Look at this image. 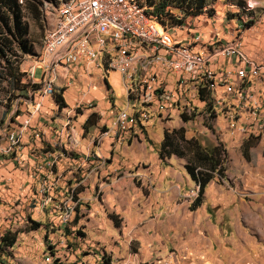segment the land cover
<instances>
[{
	"label": "rangeland",
	"instance_id": "1",
	"mask_svg": "<svg viewBox=\"0 0 264 264\" xmlns=\"http://www.w3.org/2000/svg\"><path fill=\"white\" fill-rule=\"evenodd\" d=\"M247 5L254 8L246 11ZM56 8L54 1L43 0L39 20L26 17L34 54L24 55L22 64L29 60L36 66L41 60L42 39L54 24ZM206 10L211 11V16L206 13L195 18L194 25L211 20L205 30L217 27L215 40L232 37L242 18L246 27L254 25L253 29L258 30L257 34L246 30L245 48L251 49L253 45H246V38L251 37L254 48L259 46L257 39L264 41V0H207ZM223 29L228 31L222 33ZM173 34L180 39L186 36L178 30ZM58 69L53 94L61 84ZM105 76L111 88L110 92L106 90L107 100H101L99 87L103 83L97 79L94 83L99 92L90 91V97L102 107L95 104L93 109L81 103L75 108L71 104L72 126H79L77 118L91 111L96 113L94 119L101 129L112 126L115 113L125 106L126 96L117 72L107 70ZM35 77L40 79L39 68ZM80 84L78 95L87 86ZM166 89L172 90L170 101L164 103L168 110L154 108L156 103L152 98L154 107L145 123L148 131L130 141L112 136L113 147L106 156L108 160L101 163V173H91L92 162L96 160L89 151L84 159L72 161V154L78 155L74 150L78 140L64 146L66 135L63 142H54L56 146L46 151V157H41L40 150L34 148L25 158L19 151L14 160L0 154L5 157L0 161V170L4 171L0 186L13 173L22 176L18 192L8 194L7 198L0 196V209L6 212L12 207L19 215L15 225L1 223L0 237L6 230L18 234L13 248L0 252V264H52L55 259L62 264H94L102 252L114 253L121 259L131 254L140 264H150L171 253L177 255L179 264H264V132L247 136L231 130L223 111L215 114L205 111L192 86L180 97L174 85L168 83ZM3 98L0 94V100ZM66 99L69 102L70 96L66 95ZM48 102L53 104L51 96L44 108ZM22 103L15 100L10 111L0 106V149L10 144L9 136L16 132L11 124L17 123V115H25L28 110ZM52 108L59 118L55 107ZM193 112L196 115L191 120H182L181 113ZM181 127L186 139L193 138L205 148L221 145L224 151L223 176L216 175L208 183L202 204L195 210L189 206L197 196L198 187L185 171L186 159L173 156L162 162L157 158L159 137L164 131ZM20 145L21 138L11 154ZM92 145H97V137ZM134 153L144 158L129 161V155ZM22 159L31 162L25 164ZM30 207L34 209L32 212ZM65 215L67 222L62 224L61 217ZM28 217L41 226L31 230ZM46 253L52 256L50 262L44 260Z\"/></svg>",
	"mask_w": 264,
	"mask_h": 264
},
{
	"label": "built area",
	"instance_id": "2",
	"mask_svg": "<svg viewBox=\"0 0 264 264\" xmlns=\"http://www.w3.org/2000/svg\"><path fill=\"white\" fill-rule=\"evenodd\" d=\"M158 19L140 0H60L54 24L42 39V58L30 69L31 76L35 67L40 69L37 92L53 95L59 67L95 65L117 72L123 81L126 102L113 118L114 137L124 140L130 128H144L153 100L154 108L167 111L164 103L172 97V90L166 91L168 83L179 97L190 86L197 97L199 91L209 92L213 114L223 111L231 130L247 136L264 132V67L242 51L245 20L240 18L241 26L230 42L203 43L189 30L184 39L176 40L173 33L179 28L163 26ZM231 58H235L233 71L223 72L224 61ZM257 77H262L260 90L251 84ZM9 141L1 155H11L20 134L12 132ZM61 221L66 223L67 216ZM99 254L94 264H121L109 252ZM150 264H179V260L171 253Z\"/></svg>",
	"mask_w": 264,
	"mask_h": 264
},
{
	"label": "crops",
	"instance_id": "3",
	"mask_svg": "<svg viewBox=\"0 0 264 264\" xmlns=\"http://www.w3.org/2000/svg\"><path fill=\"white\" fill-rule=\"evenodd\" d=\"M195 20H196L195 18L190 19V21L187 20L188 23H186V25L188 24L190 28L183 26L178 29L179 33H184L186 35L187 33L186 30H189L190 34L195 33L199 35L203 43H207L205 42L203 37H206L209 40L208 42L210 43L214 41L215 42L221 41L223 43H227L231 41L232 37L235 34V29H234L233 35L232 37L229 36V39L215 40L214 35L216 34L218 28L213 27L212 31L205 30L206 25L211 23V20L204 21V23H201L200 25L197 24V27H195L194 25ZM218 23L220 24V26L224 27L222 25V21H219ZM253 28H254V25L248 27V31L252 32L250 34H254L253 32L256 31L255 34H257L258 30L253 29ZM227 31L228 30L226 29L225 32ZM221 32L223 33L224 29ZM176 40H182V37L181 39L180 37H176ZM256 41H258L259 46H255L254 48L253 45L255 42L251 39V37H249V39L246 38V45L253 44L251 46L252 47L251 49H247V47L245 48V45L242 39V51L246 55H248V57L252 61L264 67V41H263V38H259ZM254 50L258 52L254 53L253 52ZM261 50H263L262 53H260ZM234 61H235V58L227 59L226 61H224V65L222 67L223 72L233 71ZM33 63H34L33 61H29V60L24 61L22 64V70L25 71L26 73L28 71L29 73L30 72L29 68L33 66ZM37 69L38 68L35 67L34 74L32 76L29 75L28 73H27V76L32 84H37L40 87L39 82L41 78L36 79L35 77V73ZM58 73H59L58 78H60L61 84L58 85L59 87H57V91L63 89L62 96H63L66 106L59 108V106L57 105L55 101V98H54L55 93H54L53 95H50L52 98L53 104H50L48 102L47 108H44V103H47V98L50 96H45V97L41 96L39 92H37L39 88L36 91L29 90L25 97H19L17 100L19 102H23L22 104H24L26 106V109L28 110L26 111L25 115L18 114L17 123H13L11 124V126L12 128H14L13 130H15L16 132L20 134L21 145L20 147L16 149L15 154H11L13 156L10 155L11 156L10 157L8 155L6 159L14 160V156H16V154H18L19 151L23 155V158L28 157L27 155H29V153L34 149H38V151L40 150L39 155L43 157L44 154L46 155V151L48 149H50L51 147L54 148V145L56 146V143L54 142H60V143L63 142L62 139L66 135L65 138H66L67 143H63L64 146L69 145V142L73 139L78 140L74 147L75 148L74 150L78 152V155L73 153L72 156L74 158L72 159V161H77L80 158L84 159V156L86 157L87 152L89 151L92 153V156L97 161L96 164H95L96 161L92 162L94 165L91 170V173L92 171H99L101 173L103 172V169H100L101 163H105L108 160L106 156L107 154L110 153V149L113 147V141H114L113 123L111 127H105L101 129L99 127L98 122L94 119V116H96V113L91 111L86 114L80 115L79 118H77V122L80 127L72 126L71 121L74 118V115L72 114V110L70 109V107H71V104L73 107L76 108L77 104L79 105L81 103H84V104L89 105L93 109L95 108L96 103L93 101L95 98L90 97L91 96L90 91L97 92L99 90L97 85L94 83L97 79L98 80L101 79V83H103V87L101 86L99 87L100 96L102 98L101 100L102 101L107 100L108 94L106 90L110 92L111 88L106 78H104L106 77L105 69L98 68L95 65L87 66L86 64H79V65H72V66H62L58 69ZM80 83H86L87 86H86V90H84L81 95H78L77 88L78 89L80 88L81 86ZM251 84L256 90H260L261 84H262V77H257L254 81L251 82ZM66 95L70 96L69 102L66 99ZM95 96H99V95L96 93ZM37 104L39 105L37 106ZM96 105H99L100 107H102L100 103ZM52 107H55L57 115H59V118H57L54 115L55 111ZM123 108H125V106ZM101 130L102 131L105 130V132L101 133ZM147 131H148V125H145L144 128H138V127L130 128L129 133L126 136V139L130 141L129 139H132V138L135 139V138L142 137L143 132H147ZM95 137H97V145L94 146L92 145V141ZM162 137L163 136L159 137L160 142L162 141ZM54 138L57 141H54ZM70 145L72 146L73 144H70ZM53 152H56V151L53 150ZM45 155L44 157H46ZM60 156L62 155L60 154ZM112 156H115V155H112ZM129 156H130L128 157L129 161L139 160L141 158L142 159L144 158V155L135 154V153ZM4 158L5 157L0 155V160L4 161ZM30 158H35V157L30 155ZM115 158L116 156L114 157V159ZM157 158L159 159V157ZM170 158H167L165 160L159 159V161L165 162L166 160ZM13 160H11V162ZM22 160L23 162H25V164L28 163V161L31 162L30 160H27V161L24 159ZM33 165L34 163L31 165V167ZM7 174L9 175V173ZM2 176H4V171L2 172V170H0V178H2ZM4 180L6 183L0 186L1 198L3 197L7 198L8 194L13 195L20 190V183L22 180V176L19 173H13L10 175V177ZM33 210L34 209L30 207V211L32 212ZM18 218H19V215L16 213L15 208L13 209L11 207L9 208V211H6V212L0 209V226H1V223L7 224L10 226L15 225L16 223L19 222ZM30 220L34 221L32 217H28V221ZM45 230L47 232L46 226H45ZM7 231H11V230H6L5 233ZM47 255H48L47 253L44 255V260L46 262H50L51 255L49 256ZM112 255L113 257L119 258L114 253ZM120 262L121 264H140L139 262H137L136 258H134V256H132L131 254H129L125 258H122Z\"/></svg>",
	"mask_w": 264,
	"mask_h": 264
},
{
	"label": "trees",
	"instance_id": "4",
	"mask_svg": "<svg viewBox=\"0 0 264 264\" xmlns=\"http://www.w3.org/2000/svg\"><path fill=\"white\" fill-rule=\"evenodd\" d=\"M47 1H54L57 6L60 3V0ZM141 4L159 18V24L171 29L185 26L189 18L193 19L206 13L211 16V11L206 10L207 0H144ZM42 5L43 0H0V94L4 97L0 100V106L7 111L12 109L13 102L19 97H25L29 90L36 91L39 88L37 84L30 82L27 73L22 71L21 64L24 55L34 54L26 17L38 21ZM62 92L63 89L54 95L59 108L66 106ZM198 95L199 100L204 102L205 111L213 113L209 92L199 91ZM195 115V112L190 115L180 114L184 122L191 120ZM223 152L221 145L205 148L193 138L186 139L182 127L171 132L164 131L158 151L159 159L165 160L171 156L185 158L184 168L198 187L197 196L189 206L190 210H195L202 204L208 183L215 179L216 175L219 178L223 176ZM30 222L31 230L41 226L38 222ZM16 238L17 232L7 231L0 238V252L12 248ZM51 255L54 256L55 253L51 251ZM52 264L62 263L55 259Z\"/></svg>",
	"mask_w": 264,
	"mask_h": 264
}]
</instances>
